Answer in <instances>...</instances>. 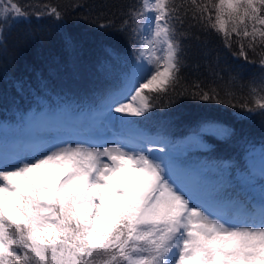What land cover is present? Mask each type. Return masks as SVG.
I'll list each match as a JSON object with an SVG mask.
<instances>
[{"label": "snow or ice", "instance_id": "6c2138e0", "mask_svg": "<svg viewBox=\"0 0 264 264\" xmlns=\"http://www.w3.org/2000/svg\"><path fill=\"white\" fill-rule=\"evenodd\" d=\"M189 13L226 47L239 44L246 60L247 49L264 46V0H138L118 26L103 22L108 14L100 6L96 26L125 36L131 57L105 47L109 79L87 140L51 131L0 140V264H264V145L257 150L245 137L239 163H189V153L230 141L235 129L201 119L178 146L127 119L150 120L154 98L176 92L184 34L177 25ZM48 14L63 19L55 7ZM29 18L17 0H0V58L11 28ZM62 41L67 52L77 50L70 34ZM260 56L264 66V47ZM191 88L193 99L223 102L216 88ZM188 93L186 87L176 95ZM253 99L254 107L240 106L264 117V95ZM69 111L75 109L46 106L40 118L55 121Z\"/></svg>", "mask_w": 264, "mask_h": 264}, {"label": "trees", "instance_id": "16d2710c", "mask_svg": "<svg viewBox=\"0 0 264 264\" xmlns=\"http://www.w3.org/2000/svg\"><path fill=\"white\" fill-rule=\"evenodd\" d=\"M17 2L30 18L11 28L8 33V51L0 58V137L8 126L17 128L24 115L39 108L68 106L76 110L98 107L102 91L109 79L104 71L102 76L105 80L97 76L86 81V77H82L77 86L72 88L67 83L58 84L54 79H48L51 76L47 72L48 66L53 62L60 64L69 58L74 59L76 65L81 63L91 71L93 64H100V60L105 57V47L114 48L122 55L124 45L129 44L127 38L111 29L102 30L96 26L97 21L102 19L98 15L100 6L108 14L103 22L114 20L118 26L121 13L127 11L128 6L137 4L138 0ZM77 3L85 4L86 7L74 9L73 5ZM50 7L57 8L63 19L57 21L50 16ZM177 27L184 34L178 36L182 47V80L176 92L187 87L189 93L178 97L176 92L170 90L166 96L154 98L155 106L151 109L150 120L144 121L137 117L129 119L143 121L141 127L145 130L164 135L177 145L184 136L191 134L201 119L218 120L233 127L237 135L227 142L210 141V149L189 153L187 162L239 163L245 156L247 147L242 138L246 137L257 150L264 145V117L259 115L260 110L255 109V112L248 113L240 106L247 103L254 107L253 97L264 95V90L260 89L261 77L264 76V66L260 64V48L264 46H258L255 52L247 49L246 60L239 55V44L234 43L232 48L226 47L222 35L192 21L191 13L183 27ZM65 33L78 42L74 53L67 52L63 46L62 36ZM41 76L44 82L48 81V88L57 92H45L44 89L39 93L35 82ZM18 82L23 84L22 92L18 91ZM195 82H200L205 89L216 88L223 102L193 99L194 89L191 85ZM253 87L257 88L256 93L252 92ZM226 90H230L232 95H226ZM20 95L22 97L17 98ZM233 104L236 106L233 107Z\"/></svg>", "mask_w": 264, "mask_h": 264}, {"label": "rangeland", "instance_id": "374dc122", "mask_svg": "<svg viewBox=\"0 0 264 264\" xmlns=\"http://www.w3.org/2000/svg\"><path fill=\"white\" fill-rule=\"evenodd\" d=\"M122 56L126 57H131V47L129 44L124 45L123 51L121 52ZM105 57H103L100 61L101 63L98 65L93 64L94 66L92 67V70L89 71V69L84 66L83 64L80 63V65H76L74 59H69L66 58L62 63H51L50 66H48V71L51 76L48 79H54L55 83L58 84H69L70 87L74 88L78 84V80L82 77H86V81H89L97 76H99V79H103V71L104 69L102 68V64L104 63ZM45 64V63H44ZM42 64V65H44ZM101 67H97L100 66ZM65 69V70H63ZM63 70V71H61ZM84 70V71H82ZM105 80V78L103 79ZM37 84V88L39 89V93L43 92V87L38 86L39 81L35 82ZM48 84V81H47ZM45 92H57L56 91H51L49 88L45 89ZM44 92V93H45ZM22 96H18L17 98H21ZM114 115H120V114H115ZM51 124L49 121H43L39 120L37 121L33 126H32V131L34 134H40V135H48L49 133L47 131H51ZM86 130L80 129V132L77 133H68L66 135H70L72 139H79V140H87V136L84 135ZM76 134V135H73ZM63 135V136H66ZM110 135V133H109ZM101 143H103V140H101ZM257 164L259 165L261 162L257 158Z\"/></svg>", "mask_w": 264, "mask_h": 264}]
</instances>
